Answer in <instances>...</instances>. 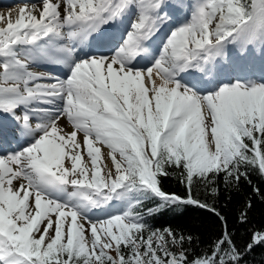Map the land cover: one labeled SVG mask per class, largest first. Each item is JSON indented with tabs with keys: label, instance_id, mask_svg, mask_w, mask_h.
Returning a JSON list of instances; mask_svg holds the SVG:
<instances>
[{
	"label": "snow or ice",
	"instance_id": "1",
	"mask_svg": "<svg viewBox=\"0 0 264 264\" xmlns=\"http://www.w3.org/2000/svg\"><path fill=\"white\" fill-rule=\"evenodd\" d=\"M229 45L264 49V0H38L0 12V264H243L264 246L262 228L239 249L225 217L192 196L194 184L217 194L221 176L234 188L252 170L264 177V75L227 72L217 59ZM177 170L187 198L161 186ZM177 205L224 224L207 251L148 222Z\"/></svg>",
	"mask_w": 264,
	"mask_h": 264
},
{
	"label": "trees",
	"instance_id": "2",
	"mask_svg": "<svg viewBox=\"0 0 264 264\" xmlns=\"http://www.w3.org/2000/svg\"><path fill=\"white\" fill-rule=\"evenodd\" d=\"M249 179L251 184L242 179L239 187L234 188L226 187L221 176L216 184L217 194H213L203 184H194L192 189L193 198L215 207L225 217L234 243L241 250L250 241L254 230L264 228V200L253 191L255 187L264 193V177L252 170L249 172ZM180 181L181 176L177 170L171 176L161 177V186L168 193L187 198L188 191ZM248 200L253 203L251 209H246ZM158 203L156 201L153 206ZM245 210L248 213V222L241 224L240 215ZM157 217L159 225H154V228L169 227L178 234L193 237L191 245L185 244L190 254L207 251L224 230V224L213 212L193 205L168 207L158 212ZM243 264H264V246H256L251 252L245 253Z\"/></svg>",
	"mask_w": 264,
	"mask_h": 264
},
{
	"label": "bare ground",
	"instance_id": "3",
	"mask_svg": "<svg viewBox=\"0 0 264 264\" xmlns=\"http://www.w3.org/2000/svg\"><path fill=\"white\" fill-rule=\"evenodd\" d=\"M11 9H14V8H11ZM6 11H8V10H6ZM14 14H15V13H14ZM60 126H61V127H64V128L66 129V131H69L68 128H66V126H65L63 123H60ZM69 132H70V131H69ZM78 139H80V138H78Z\"/></svg>",
	"mask_w": 264,
	"mask_h": 264
},
{
	"label": "rangeland",
	"instance_id": "4",
	"mask_svg": "<svg viewBox=\"0 0 264 264\" xmlns=\"http://www.w3.org/2000/svg\"><path fill=\"white\" fill-rule=\"evenodd\" d=\"M112 254H114V253H112Z\"/></svg>",
	"mask_w": 264,
	"mask_h": 264
}]
</instances>
